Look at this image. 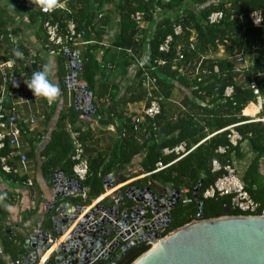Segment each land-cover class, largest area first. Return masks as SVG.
Masks as SVG:
<instances>
[{
	"label": "trees",
	"instance_id": "1",
	"mask_svg": "<svg viewBox=\"0 0 264 264\" xmlns=\"http://www.w3.org/2000/svg\"><path fill=\"white\" fill-rule=\"evenodd\" d=\"M62 1L35 0L36 7L30 11L16 5L17 11L27 17L28 24L38 27V39L44 45V51L49 55L58 54L60 61L64 59L63 51L57 52V47L47 45L44 23L48 21L57 24V32L62 37L67 35L69 22L75 25L76 37L69 40L66 47L75 49L73 44L77 39L89 43L79 52L82 68L78 76L91 93V104L95 108L93 119L99 125L116 126L118 140L112 154L108 158L103 156L89 162L87 176L79 180L87 191V197L80 202L86 205L102 195L103 180L107 176H115L114 183L129 180L131 177H123L120 173L131 165L135 157L144 154L140 162L144 177L123 187L120 190L122 194L127 188L134 186L149 187L154 192L165 187L180 192L187 191L183 197L189 202L183 203L181 200L170 210L171 223L163 235L197 220L196 200L203 205L204 220L224 215H240L230 206L229 196L208 199L203 197V193L223 174V171H213L212 161H218L221 166L232 165V155L236 159H242V146H246L253 157L241 176V182L255 203L264 204V176L261 173L264 171V125L243 115L247 104L255 101L250 87L252 80L259 96L264 100V21L260 27H253L248 21V14L262 9L264 0H189L187 4L184 0H70L67 2L66 12L55 9L49 15L41 13V4L48 2L51 5ZM103 6L119 17L116 33L106 48L92 44L94 31L102 21L97 20L96 13ZM135 12L144 13L145 21L152 27L151 33H143L142 39H135L136 29L131 19ZM214 12H221L223 18L218 23L209 24L207 19ZM2 19L3 15L0 14V22ZM104 22L106 19L102 21ZM175 27L180 28L178 35L174 34ZM12 35L14 36L5 33L0 26V49L5 53L3 60L13 62L14 76L19 79L29 73L27 68H37L39 61L36 56L29 57L24 43H13ZM167 36L172 37L170 49L167 53H160L159 46ZM219 47L224 48V57L209 58L203 72L191 81L180 76V67L184 63L214 54ZM97 49L101 50L100 62L94 56ZM118 49H131L140 53L139 56L144 52L146 60L142 70L129 72L128 68H132L135 63L124 51ZM16 51L21 55L16 56ZM177 52L182 55L178 62ZM233 53L245 56V68L235 67L229 60ZM159 60L164 62L162 66L157 65ZM150 69V74L156 79L155 94L160 98V114L153 118L145 117L140 124L134 125L140 112L118 113L121 110H117V106L120 103H144V107L148 106L143 72ZM99 71L104 77L98 81L95 78ZM118 77L120 82L124 79L129 83H125L127 86L121 94L120 82L116 83ZM174 84L188 92L190 90V99L204 103L205 106L194 103L191 112H183L184 115L173 121L168 119L164 100ZM227 87L232 88L229 97L224 96ZM0 108L11 109L6 99L0 104ZM258 114L264 117V111ZM82 115V110L73 109L59 115L57 126L40 154L41 174L46 182H52L56 171L74 178V145L67 126L78 133V141L85 151L90 134L87 133L85 122L81 120ZM197 117L203 122L202 127L196 121ZM102 119H105L104 122ZM231 126H234L241 137L236 146L230 145L227 139L226 129ZM19 127L21 135L22 124ZM205 129L213 135L203 142L206 137ZM43 139L40 138V141ZM180 143H185L189 150L186 156L177 159L174 155H164V149L173 148ZM219 148L224 149V152L218 153ZM11 149L15 148L4 142L0 148V163L2 158L8 159ZM157 163H161L164 168L157 170ZM6 164L9 165L8 160ZM0 165V174L4 178L13 182L21 181L13 168L5 173L2 163ZM198 185L194 198L193 193ZM11 202V198L6 195L0 196V264L20 263L18 255L24 243V238L7 223L8 211L4 203ZM7 230L11 231V238ZM145 251L146 248L130 251L118 264H132Z\"/></svg>",
	"mask_w": 264,
	"mask_h": 264
},
{
	"label": "water",
	"instance_id": "2",
	"mask_svg": "<svg viewBox=\"0 0 264 264\" xmlns=\"http://www.w3.org/2000/svg\"><path fill=\"white\" fill-rule=\"evenodd\" d=\"M63 54L67 59L63 85L77 92L76 107L88 119L95 108L87 86L77 83L82 68L79 52L66 49ZM114 185L111 176L103 180L104 190ZM82 192L86 189L78 180L66 179L62 171L53 174L46 218L24 237L26 256L19 253V264H118L127 253L141 248L146 251L132 264H264V218L224 215L204 220L203 205L196 200L197 220L163 235L171 223L170 210L181 201L180 191L164 196L149 187H129L124 194L117 190L112 203L96 204L84 214L85 203L71 201ZM7 234L12 237L10 230Z\"/></svg>",
	"mask_w": 264,
	"mask_h": 264
},
{
	"label": "crops",
	"instance_id": "3",
	"mask_svg": "<svg viewBox=\"0 0 264 264\" xmlns=\"http://www.w3.org/2000/svg\"><path fill=\"white\" fill-rule=\"evenodd\" d=\"M189 0H184L187 4ZM18 6L14 0H0V14L3 15V19L0 22L2 30L11 35V41L13 43H24L29 51V57H38L39 65L37 68L29 67V73L23 75L21 78L16 79L14 76V64L11 61H4L5 53L0 49V93H2L4 99L11 107V109L21 117L22 132L18 140L19 146L11 152L8 156V164L20 182H13L7 178H4L0 174V196L6 195L7 198H11L10 204L4 203L8 211L7 223L13 226L16 233L20 234L23 238L37 229V226L46 218V206L52 199V182H46L41 174V152L48 143L51 133L57 126V121L61 113H65L70 109L78 110L76 107V91L66 89L63 85V79L67 75L66 65L67 59L64 56L62 61L58 60V54L49 55L44 51V45L39 41L38 27L36 25H29L27 17L24 14L17 11ZM104 17L102 19L106 22L99 24L93 34V45L97 44L101 47L107 44L109 47L110 41L113 39L114 33H116L119 17L108 8L103 6L100 9ZM97 15V13H96ZM152 27L149 24L144 25V35L151 33ZM39 34V35H38ZM106 48V47H103ZM83 46L76 48L81 52ZM237 54L233 53L229 60L233 62V57ZM95 58L100 62L101 50L94 52ZM225 56L223 47H219L218 51L214 54H209L206 57H201L198 60H193L184 63L180 67V76L188 81H191L198 74L203 72L208 65L209 58H222ZM80 57V53H79ZM45 65L49 67V78L53 84H55L59 90V94L54 99H47L44 97H35L33 93L27 88L26 83L30 78L33 71L42 70ZM109 66V65H108ZM129 72H132L131 68H128ZM79 72L77 74V83L83 84L82 80H79ZM96 80H101L104 75L99 71L96 74ZM104 80V79H103ZM120 82V78L116 79V83ZM125 83L129 85L127 80L120 82V94L122 90L126 88ZM107 89V88H106ZM108 90V89H107ZM205 106L204 103L190 99V90H184L179 85L174 84L173 89L170 91L167 99L164 100L165 110L168 112V119L172 121L177 117H181L183 112H191L193 104ZM194 104V105H195ZM208 106V105H207ZM144 108V103H128L123 105L120 103L117 106L118 113H139ZM95 115V114H94ZM92 115L88 119L83 120L88 127L87 133L90 134V139L86 141V148L84 155L88 161L91 162L100 157H109L115 147V143L118 140V133L116 126L110 124L99 125ZM243 115L248 117L251 121L263 119L256 111L253 103H248ZM199 125L202 127L203 122L200 121V117L195 118ZM32 120L33 124L30 125L29 121ZM105 119H102L104 122ZM202 122V123H201ZM207 129H205L206 131ZM213 133H207L206 137L202 140L209 139ZM40 138H44L40 141ZM201 141V142H202ZM242 159H236L232 155V166L235 167L240 177L250 163L253 155L248 151L246 146H242ZM24 155L25 160L21 161L20 156ZM144 154L137 156L133 159L131 165L127 166L124 171L120 173L123 177H131L124 183L115 182L114 187L109 190H104V193L96 199L90 200V203L86 204V208L83 214L91 209L94 205H107L112 203L115 198V192L121 190L123 187L128 186L132 182L142 179V170L140 168V162ZM1 164V163H0ZM1 167V165H0ZM138 175V176H136ZM66 179H74L65 176ZM113 182L115 176H111ZM117 179V177H116ZM52 181V180H51ZM170 187L160 188L156 191L157 194H163L169 196L171 191ZM182 190L181 192H183ZM183 196V195H182ZM84 197H87V191L77 194L71 198L74 205L80 204V200L83 201ZM82 214V215H83ZM81 217V216H80ZM78 220L70 227L67 233H65L56 245L63 242L67 237L69 231L77 224ZM17 225V226H16ZM55 245V246H56ZM54 246V247H55ZM54 248L49 252L51 253ZM46 252L40 263L46 260L50 254ZM21 254L26 256L25 251L21 248Z\"/></svg>",
	"mask_w": 264,
	"mask_h": 264
},
{
	"label": "built area",
	"instance_id": "4",
	"mask_svg": "<svg viewBox=\"0 0 264 264\" xmlns=\"http://www.w3.org/2000/svg\"><path fill=\"white\" fill-rule=\"evenodd\" d=\"M70 0H63L60 3H54L51 4L46 2L39 6L41 13L49 15L53 12V10H61V11H67V2ZM15 3L25 11L33 10L36 7L35 0H15ZM160 15V14H159ZM144 13L142 12H135L131 19L135 24L136 29V35L135 39H142L144 37L143 31H144V25L149 24L145 21ZM104 17V14L101 10L97 12L96 18L97 20H102ZM223 18V14L221 12H214L210 14L208 17V23L214 24L218 23ZM154 21H156V18L154 17ZM248 21L252 24L253 27H260L264 21V6L260 10L252 11L248 14ZM44 30L47 37V45L54 46L58 48L57 52H64L66 49H69L66 47L69 40H72L74 37H76V31H75V25L72 22H69L67 25V35L65 37H62L57 32V24H51L50 22L44 23ZM180 33V28L175 27L174 28V34L178 35ZM113 38V36H112ZM172 42V37L167 36L164 40V42L159 46V52L160 53H167L170 49V44ZM89 43L83 42L79 39L76 40V42L73 44L76 48L87 45ZM103 47H107V44L102 45ZM48 47V46H47ZM73 49L71 52L78 51ZM119 51H124L128 57L131 58V61L135 63L131 70H137L141 69L143 66L145 59V53H141L139 56L131 49H118ZM79 52V51H78ZM178 59L176 62L180 61L182 59V55L177 52ZM79 59V56H78ZM163 61L159 60L157 62L158 66L163 65ZM233 63L235 67L238 68H245L247 66V59L243 54H237L233 57ZM150 70H145L143 72V87L146 90V98L148 101V106L144 107L142 111L140 112V116L137 117L134 120V125H138L143 121L145 117L153 118L154 116L160 114V98L155 94L157 92L156 87V79L154 76L150 74ZM250 87L253 91V95L255 96V101L253 102V105L258 113L264 111V100L259 96L258 89L256 88L255 82L252 80L250 83ZM232 93V88L227 87L224 91V96L229 97ZM4 97L2 93H0V104L3 103ZM82 118L86 119L85 115H82ZM264 125V118L258 120ZM21 117L16 114L12 109H2L0 108V148L3 147L4 142H7V144L12 148L18 147V139L20 136V124H22ZM30 125L33 124V121H29ZM228 131L227 139L230 145L236 146L240 141L241 137L239 134L235 131L234 126H231L226 129ZM67 131L69 134V137L74 145L73 150V157L72 160L74 161V165L72 168L74 179L81 180L87 176L88 169H89V161L87 157L84 155V150L82 143L78 141V133L74 132L70 129V126H67ZM224 149L219 148L218 153H223ZM164 155H174L177 159H181L184 156H186L189 153V150L187 149L185 143H180L177 146L170 148V149H164L163 151ZM20 160H25L24 155L20 156ZM6 159L2 158V170L5 173H9L12 169L9 165L6 164ZM212 169L213 171H223V174L211 185L209 188H207L204 193V198H214V197H224L229 196L230 197V206L237 210L240 215L237 216H228L227 217H257V218H264V204L260 205L258 203H255L250 195L247 193V191L244 189V186L241 182V177L238 174L235 167L232 165H224L221 166L218 161L213 160L212 161ZM157 170H161L164 168V166L161 163H157L156 165ZM262 175L264 176V171L262 170ZM80 182V181H79ZM187 191L184 190L181 192V200L183 203H188L189 200L184 198L182 195H184ZM86 197H84L85 199ZM83 199V200H84ZM153 246V245H152ZM1 254V249H0ZM10 264H19V262H10Z\"/></svg>",
	"mask_w": 264,
	"mask_h": 264
},
{
	"label": "clouds",
	"instance_id": "5",
	"mask_svg": "<svg viewBox=\"0 0 264 264\" xmlns=\"http://www.w3.org/2000/svg\"><path fill=\"white\" fill-rule=\"evenodd\" d=\"M14 54L16 56L21 55L19 51H16ZM26 86L35 97L54 99L59 94L57 86L49 78L48 65H45L42 70L33 71Z\"/></svg>",
	"mask_w": 264,
	"mask_h": 264
},
{
	"label": "bare ground",
	"instance_id": "6",
	"mask_svg": "<svg viewBox=\"0 0 264 264\" xmlns=\"http://www.w3.org/2000/svg\"><path fill=\"white\" fill-rule=\"evenodd\" d=\"M157 246H158V245H157V243H156V244H154V246H153V250H154V249H156V248H157ZM54 248H55V247H54ZM48 254H50V252H49Z\"/></svg>",
	"mask_w": 264,
	"mask_h": 264
}]
</instances>
